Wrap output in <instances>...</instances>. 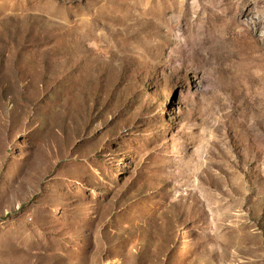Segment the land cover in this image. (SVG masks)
Listing matches in <instances>:
<instances>
[{
    "label": "rangeland",
    "instance_id": "rangeland-1",
    "mask_svg": "<svg viewBox=\"0 0 264 264\" xmlns=\"http://www.w3.org/2000/svg\"><path fill=\"white\" fill-rule=\"evenodd\" d=\"M0 264H264V0H0Z\"/></svg>",
    "mask_w": 264,
    "mask_h": 264
}]
</instances>
